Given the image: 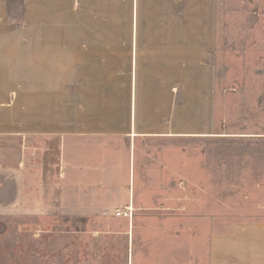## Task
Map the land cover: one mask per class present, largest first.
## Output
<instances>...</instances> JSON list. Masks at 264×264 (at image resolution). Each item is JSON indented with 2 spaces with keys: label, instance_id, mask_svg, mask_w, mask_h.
Masks as SVG:
<instances>
[{
  "label": "crops",
  "instance_id": "crops-1",
  "mask_svg": "<svg viewBox=\"0 0 264 264\" xmlns=\"http://www.w3.org/2000/svg\"><path fill=\"white\" fill-rule=\"evenodd\" d=\"M123 1L118 38L114 0H23L16 29L0 0V264H264V151L220 154L205 204V138L264 147L216 126L210 0Z\"/></svg>",
  "mask_w": 264,
  "mask_h": 264
},
{
  "label": "rangeland",
  "instance_id": "rangeland-1",
  "mask_svg": "<svg viewBox=\"0 0 264 264\" xmlns=\"http://www.w3.org/2000/svg\"><path fill=\"white\" fill-rule=\"evenodd\" d=\"M10 23L12 28L25 25L23 18V0H8ZM210 25L213 29L214 49L209 58V65L215 75V110L216 126L218 127V112L225 109L222 120L232 131L240 134L252 132L264 133V51L251 52L249 43L260 39L251 35L256 20L252 17L249 0H210ZM185 3L182 1L176 9L183 17ZM128 12V5L123 0H114V29L115 37H120L123 26V16ZM100 21V20H99ZM221 111V110H220ZM224 116V117H223ZM224 122V121H223ZM248 143L234 145L230 142L226 147L217 140V136L205 138V204L214 206L218 202L217 191V157L226 153L255 154L263 153L264 147L251 146ZM8 160V152L6 154ZM228 202L233 203L234 196H227ZM217 227L205 226L206 236L217 232ZM56 231V230H55ZM56 233V232H55ZM37 255V254H36ZM41 258L34 259V264H42Z\"/></svg>",
  "mask_w": 264,
  "mask_h": 264
},
{
  "label": "built area",
  "instance_id": "built-area-1",
  "mask_svg": "<svg viewBox=\"0 0 264 264\" xmlns=\"http://www.w3.org/2000/svg\"><path fill=\"white\" fill-rule=\"evenodd\" d=\"M132 212H133V210H132V208L130 207V208H128V209L125 210V211H120V210H118V211L116 212V215H117V216H124V217H129V218H131V217H132Z\"/></svg>",
  "mask_w": 264,
  "mask_h": 264
}]
</instances>
